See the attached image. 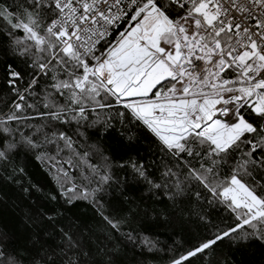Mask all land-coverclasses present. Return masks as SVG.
Here are the masks:
<instances>
[{"label":"snow or ice","instance_id":"1","mask_svg":"<svg viewBox=\"0 0 264 264\" xmlns=\"http://www.w3.org/2000/svg\"><path fill=\"white\" fill-rule=\"evenodd\" d=\"M30 157L56 207L25 218L22 247L0 230V264L264 249V0H0V181L22 184ZM82 207L104 225L94 248L60 222ZM149 218L207 235L169 248L133 227Z\"/></svg>","mask_w":264,"mask_h":264},{"label":"trees","instance_id":"2","mask_svg":"<svg viewBox=\"0 0 264 264\" xmlns=\"http://www.w3.org/2000/svg\"><path fill=\"white\" fill-rule=\"evenodd\" d=\"M33 123H38L34 121ZM104 143L115 149L114 154H119V149L116 144L110 140H105ZM26 166V174L23 177L22 184H15L8 180L0 181V230H7L15 238V247H22L29 235L25 229V218L27 216H39L44 212L50 211L56 207V202L49 199V194L54 192V177L50 176L45 163L30 157L28 161H21ZM116 174L122 177V172L116 169ZM4 173L0 172V176ZM32 185L30 192H23V187ZM129 194L135 198L139 194L136 188H130ZM119 194H117V199ZM115 203V201H114ZM153 206L160 210L159 201H153ZM82 217L83 223L78 225L72 224L71 215H65L60 218V222L66 227H71L73 231L76 227L90 228L83 231V236L87 244L93 248L96 244L97 238H102L104 234V225L100 222L99 217L87 207L80 208L77 213ZM115 214L120 215L119 211ZM226 215V214H222ZM222 216H215V222L219 223ZM194 219V218H193ZM136 231L139 233L150 232L153 235H159L161 243L167 245L169 248H174L182 244L194 243L198 239L207 235L206 229L202 225L187 224L185 228H161L152 218L142 219L133 224ZM91 236V239L87 238ZM59 243V239L55 236L50 238ZM171 252H159L152 255L146 260V264H168V257ZM264 264V249H258L255 246L251 249L237 252L229 249L227 245H223L217 249L216 255L212 260V264Z\"/></svg>","mask_w":264,"mask_h":264}]
</instances>
